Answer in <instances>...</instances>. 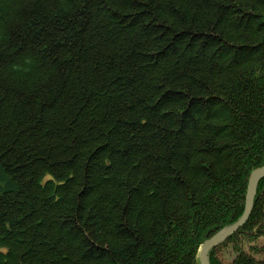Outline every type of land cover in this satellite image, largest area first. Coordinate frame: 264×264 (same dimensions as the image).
I'll list each match as a JSON object with an SVG mask.
<instances>
[{
	"label": "trees",
	"instance_id": "trees-1",
	"mask_svg": "<svg viewBox=\"0 0 264 264\" xmlns=\"http://www.w3.org/2000/svg\"><path fill=\"white\" fill-rule=\"evenodd\" d=\"M261 166L264 0H0V264H200Z\"/></svg>",
	"mask_w": 264,
	"mask_h": 264
},
{
	"label": "water",
	"instance_id": "water-1",
	"mask_svg": "<svg viewBox=\"0 0 264 264\" xmlns=\"http://www.w3.org/2000/svg\"><path fill=\"white\" fill-rule=\"evenodd\" d=\"M263 177H264V166L256 168L251 172L248 180L247 192L245 197V207L242 215L233 224L222 229L217 234H215L214 236L205 240L202 243L198 254L200 264H209L208 255H207L208 251L211 248L223 242L224 240H226L248 220L253 208V199L256 192V186L259 180L262 179Z\"/></svg>",
	"mask_w": 264,
	"mask_h": 264
}]
</instances>
